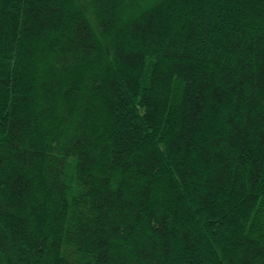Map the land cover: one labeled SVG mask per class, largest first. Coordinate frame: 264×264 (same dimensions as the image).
Listing matches in <instances>:
<instances>
[{
    "label": "trees",
    "instance_id": "obj_1",
    "mask_svg": "<svg viewBox=\"0 0 264 264\" xmlns=\"http://www.w3.org/2000/svg\"><path fill=\"white\" fill-rule=\"evenodd\" d=\"M0 264H264V0H0Z\"/></svg>",
    "mask_w": 264,
    "mask_h": 264
}]
</instances>
